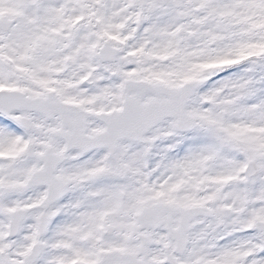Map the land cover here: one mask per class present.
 <instances>
[{
    "label": "snow or ice",
    "instance_id": "obj_1",
    "mask_svg": "<svg viewBox=\"0 0 264 264\" xmlns=\"http://www.w3.org/2000/svg\"><path fill=\"white\" fill-rule=\"evenodd\" d=\"M0 264H264V0H0Z\"/></svg>",
    "mask_w": 264,
    "mask_h": 264
}]
</instances>
